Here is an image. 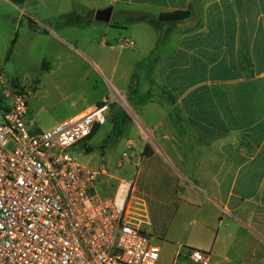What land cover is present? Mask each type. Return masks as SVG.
I'll return each instance as SVG.
<instances>
[{"label":"crops","instance_id":"crops-1","mask_svg":"<svg viewBox=\"0 0 264 264\" xmlns=\"http://www.w3.org/2000/svg\"><path fill=\"white\" fill-rule=\"evenodd\" d=\"M29 1H9L20 11L16 21L63 31L74 22L94 24L98 10L112 7L102 27L105 50H114L110 34L134 32L133 47L118 44L136 61L118 93L132 118L119 115L142 139L133 197L142 205V230L161 249L156 264H193L194 249L210 264H264V0H35L34 18ZM176 11L189 16L163 26L157 41L148 35L147 19ZM137 68L143 83L149 72L150 87L135 101Z\"/></svg>","mask_w":264,"mask_h":264},{"label":"built area","instance_id":"built-area-1","mask_svg":"<svg viewBox=\"0 0 264 264\" xmlns=\"http://www.w3.org/2000/svg\"><path fill=\"white\" fill-rule=\"evenodd\" d=\"M4 98L0 264H156L161 249L142 230V205L133 197L135 179H119L114 195L103 199L95 183L114 176L104 166L84 164L75 153L106 123L110 101L42 129L29 120L24 94L5 90ZM122 159L128 155L123 153ZM190 259L210 264L200 250H192Z\"/></svg>","mask_w":264,"mask_h":264},{"label":"rangeland","instance_id":"rangeland-1","mask_svg":"<svg viewBox=\"0 0 264 264\" xmlns=\"http://www.w3.org/2000/svg\"><path fill=\"white\" fill-rule=\"evenodd\" d=\"M9 1L0 0V106L7 103L5 90L22 93L28 101L29 120L42 129H49L48 125L54 120L75 116L87 104L109 99L106 123L98 125L94 136L75 153L84 164L104 166L114 176V179L101 177L95 183L101 198L114 195L119 179H135L134 189L140 187L142 177L137 176V170L142 158L138 154L142 139L132 130L133 123L119 115L122 112L132 118L125 97L118 94L124 91L123 87L127 88L125 84H130L125 72L136 62L135 57H130L132 50H124L118 44L130 41L134 32L117 30L110 34L111 38H117L111 41L114 50L109 51L100 45L105 40L102 29L105 23L74 22L66 26V31L61 25L48 29L49 23L34 26L27 17L21 24L16 21L20 18V11ZM59 2L55 0V3ZM35 4V0L29 1L28 12L33 18ZM70 4V1L65 3ZM116 16L114 13L112 20ZM62 21L63 18L59 23ZM46 28L50 34L41 32ZM162 30L166 32L165 28ZM120 34L124 35L119 37ZM152 34L157 41L159 31L150 25L148 35ZM101 60H105L107 66L104 67ZM44 64L50 69H45ZM145 74L148 80L149 72ZM136 75L142 85L131 96L135 101L148 96L146 90L150 87L146 80L143 83V70L137 68ZM123 153L128 155L127 160L122 159ZM119 164L123 166L118 167Z\"/></svg>","mask_w":264,"mask_h":264},{"label":"trees","instance_id":"trees-1","mask_svg":"<svg viewBox=\"0 0 264 264\" xmlns=\"http://www.w3.org/2000/svg\"><path fill=\"white\" fill-rule=\"evenodd\" d=\"M10 1L13 2L14 4L22 6L26 0H10ZM188 16H189V12L176 11L172 13H163L159 16L158 19L149 18L147 19V22L152 27H154L156 30L159 31L163 26L179 23L180 21L187 19ZM96 130L97 129L94 130V132L92 133V136H94ZM144 155L145 156L151 155V152L148 149V147L145 148Z\"/></svg>","mask_w":264,"mask_h":264},{"label":"water","instance_id":"water-1","mask_svg":"<svg viewBox=\"0 0 264 264\" xmlns=\"http://www.w3.org/2000/svg\"><path fill=\"white\" fill-rule=\"evenodd\" d=\"M112 13V7L98 10L95 14V20L98 22L109 23L111 21Z\"/></svg>","mask_w":264,"mask_h":264}]
</instances>
